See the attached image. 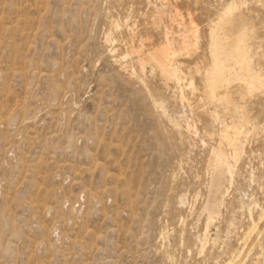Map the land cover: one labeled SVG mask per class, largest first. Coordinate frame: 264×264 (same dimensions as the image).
<instances>
[{
  "label": "rangeland",
  "instance_id": "374dc122",
  "mask_svg": "<svg viewBox=\"0 0 264 264\" xmlns=\"http://www.w3.org/2000/svg\"><path fill=\"white\" fill-rule=\"evenodd\" d=\"M231 1L0 0V264H225L242 249L249 218L238 200L264 203V0H234L223 15ZM240 32L263 85L242 96L233 80L232 102L217 109L259 128L208 223V153L221 124L205 113L214 105L201 77L210 35L230 50ZM167 42L184 99L138 63ZM206 230L218 239L199 251ZM262 247L246 264H264V234Z\"/></svg>",
  "mask_w": 264,
  "mask_h": 264
},
{
  "label": "bare ground",
  "instance_id": "6f19581e",
  "mask_svg": "<svg viewBox=\"0 0 264 264\" xmlns=\"http://www.w3.org/2000/svg\"><path fill=\"white\" fill-rule=\"evenodd\" d=\"M236 8V2L232 0L222 9V14L227 16L232 15ZM167 33L168 32L165 34ZM192 37V41H190L188 37L183 39L181 50L188 49L190 45L193 47L196 46L197 35L195 34ZM111 41L113 42L114 39H111ZM210 41L211 62L209 67H207L202 73L201 78L207 101L209 104L214 105V110H206L205 113L212 122H218L221 126L218 130L219 142L211 145L210 153H208V165L210 166L208 191L209 196H213L215 200L213 202H205V209L208 213V223L220 214V208L227 199L229 188L225 187V184L227 183L230 187L234 185L235 168L237 167L241 156L246 151L245 140L247 135L259 128L254 122L250 124V120L246 118L243 112L239 116L232 118V121L230 122L222 120L220 111L217 107L224 106L227 108L228 104L232 102L230 85L233 80L240 82L242 96L253 94L261 85H263L261 75L255 72L252 68L250 55L247 49V37L244 32H240L235 36L233 48L230 50L222 45L219 38L213 34L210 35ZM110 51H113L111 56L119 59H124L128 56L127 53L114 54L113 48H111ZM175 52L176 50L171 48L170 42H167L162 50L159 52H156L155 50L149 52L144 58H139L138 63L140 62L142 69L144 68L145 63H151L158 69L159 74L165 79V81L171 80L177 85L180 99H184L182 85L185 80V75L182 71L181 63H178L175 59ZM196 72L199 73L197 68ZM188 85L189 87H192L193 81L190 80ZM238 107V105L234 106L235 113L239 112ZM185 122L188 131H193L194 133L198 131L196 125L191 123L188 119H186ZM238 122H240V124ZM225 144L227 145L228 150H226ZM255 178V175L252 173L248 182L254 181ZM238 187L240 186L238 185ZM238 207L240 211L247 213L249 221L246 229L242 231L241 236L239 237L242 249L230 250L225 264H246V258L254 248L258 247L260 250V252L257 253V258H260L263 250L264 203H259L252 197V195H248L246 200L243 198L238 200ZM254 209H257L255 211V216L253 214ZM207 226L208 224L206 227ZM253 233L254 236L251 237ZM218 235L219 230H217L216 237L214 238L209 236L207 230L203 234L198 235L200 243L199 251H204L208 242L215 244ZM224 243L226 242L224 241Z\"/></svg>",
  "mask_w": 264,
  "mask_h": 264
}]
</instances>
